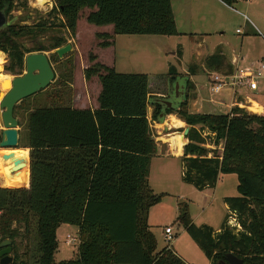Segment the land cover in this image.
I'll list each match as a JSON object with an SVG mask.
<instances>
[{"label":"trees","instance_id":"16d2710c","mask_svg":"<svg viewBox=\"0 0 264 264\" xmlns=\"http://www.w3.org/2000/svg\"><path fill=\"white\" fill-rule=\"evenodd\" d=\"M219 1L227 7L238 2ZM14 8L15 0H0L5 18ZM82 8L92 10L86 18L89 24L110 25L113 35H178L171 0H55L59 25L40 21L32 27L39 31L33 32L31 27L10 24L0 32V51L7 56L4 71L20 76L27 54L47 50L36 42L26 48L18 39L33 41L31 37L46 29L60 28L75 35ZM98 37L111 38L108 34ZM64 45L63 39L52 38L48 50ZM205 63L208 69L232 70L221 51ZM93 76L101 85L97 109L53 103L28 113L21 148L28 151L29 185L28 174H24L16 178L23 189L0 188V238L12 245L17 239L24 243V253L11 264H186L172 249L157 250L146 223L148 210L162 198L148 184L156 144L147 110L152 108L151 120L159 121L163 106L150 95L146 74L117 73L112 67L95 64L84 70L86 80ZM178 78L175 67L169 66L168 82L173 84ZM190 86L188 80L187 90ZM171 114L189 126L188 143L180 158L183 180L199 190L213 188L219 175L234 174L238 181V195L224 198V203L238 217L241 234L235 236L223 228L213 236L212 228L192 223L187 206L181 203L179 219L188 236L211 264H219L226 253L244 264H264V116L238 107L227 114H194L187 108V98L177 109H165L164 115ZM204 130L214 146L221 145L220 154L202 147L199 133ZM25 154L13 151L12 156H18L6 165L26 158ZM61 225L77 228V258L55 263L56 231Z\"/></svg>","mask_w":264,"mask_h":264},{"label":"rangeland","instance_id":"374dc122","mask_svg":"<svg viewBox=\"0 0 264 264\" xmlns=\"http://www.w3.org/2000/svg\"><path fill=\"white\" fill-rule=\"evenodd\" d=\"M249 2V6H246L245 1L237 2L232 7L237 12H233L217 0H194L195 5L193 6L191 3L190 6L192 15L189 16L182 12L181 0H173L178 35L171 37L113 35L111 26L89 24L86 18L92 10L82 8L79 11L75 35L73 36L66 29L60 28L46 29L43 33L31 37L33 41L26 38L18 39L17 41L26 48H32L36 42L47 49L45 53L48 58H51L55 79L48 88L17 105L14 117L18 120L19 141L17 148L9 149V153L22 150L26 151L27 155H25L28 156V151L21 147L26 139V122L29 111L34 108L51 107L53 103L68 107L69 97L74 93L84 91L85 80L83 79L86 68L95 64L111 66V50H102L104 48L99 45L103 42L110 43L112 41L114 43V70L117 73L141 72L150 75L152 80L151 93L161 95L156 99L166 100L168 95L173 92L172 84L167 80L168 69L171 65L180 73V76L194 75L192 82L195 85L192 83L188 90L190 100H192L195 89H197L199 101H204L206 98L210 99L207 89L209 74L214 72L228 74V71L225 68L220 70L208 69L205 63L206 57L221 51L229 60L233 57L238 58V68L240 69L254 68L260 62H264V0H256V2L249 0ZM15 6L16 8L6 17V21L10 24H18L26 28L31 27L30 30L33 32L39 31L38 28L32 27L40 21L46 20L48 26L60 24L61 17L57 12H54L55 0H44L41 5H38L36 0H15ZM179 7L182 11L179 10ZM245 7L248 8L245 10ZM239 12L246 15L249 21L257 26L258 33L253 30L251 24L247 23L244 16ZM103 34H108L111 38L98 37ZM52 38H61L66 44H70L71 52L64 55L62 59L54 58L52 56L54 51L48 50L52 45ZM179 52L182 53L181 58L178 57ZM1 53L3 57L0 62V75L2 76L0 91L3 93L5 89H2V82L10 80L13 75L4 71L7 56L3 52ZM91 56L95 58L93 61H90ZM241 58L243 59L241 60ZM234 71L233 68L231 72L234 73ZM90 79L92 81L89 87V96L92 98L96 93L97 76ZM256 82L258 91L255 95L251 94L250 97L264 105V78H258ZM226 94L227 92H224V95ZM199 106L196 105L195 108L201 109ZM249 107L250 105H245V107L240 106L238 108L249 114H258L252 112ZM213 110H209L208 113L223 114L227 112V108L224 107ZM171 116L175 117L174 114L164 115L159 121L160 124L157 121H155L156 125L151 122V125L154 126L151 135L154 136L155 141H159L158 138L161 135L179 134L183 138L184 129L189 128V126L185 124L181 129L169 128L167 125L171 124ZM0 128H2L1 122ZM199 135L204 142L203 148L216 150V153L220 154L221 145L214 146L213 139L205 135L204 132L199 133ZM183 139L186 143V138ZM211 156L212 154L209 157ZM8 161V158L4 159V161H0V165H6ZM1 169L4 170V167L0 168V177L2 178L3 171ZM148 184L155 196L162 195L160 201L152 205L146 215V223L157 241L158 251L168 249V243L165 242L163 234L164 229L170 227L173 240L169 249H172L179 259L186 264H211L205 253L188 236L183 222L179 219V205L181 203L187 206L192 223L197 227L207 225L212 228L213 236L219 234L223 228L235 236L241 234V227H237L239 225L238 217L228 207V211H226L224 203V198L238 195L236 175H219L213 188L199 190L183 180L181 159L153 156L150 163ZM21 186L22 182L19 183V187L4 188L19 189ZM216 230L218 231L216 232ZM67 235L75 240L78 239L75 227L61 226L57 235L58 249L54 256L55 263L76 259L79 243L75 241L73 245H67L65 243ZM2 241L0 238V244ZM20 242V239H17L13 245L11 244L10 256L12 259L16 256L20 257L24 253V243L23 241Z\"/></svg>","mask_w":264,"mask_h":264},{"label":"water","instance_id":"95a60500","mask_svg":"<svg viewBox=\"0 0 264 264\" xmlns=\"http://www.w3.org/2000/svg\"><path fill=\"white\" fill-rule=\"evenodd\" d=\"M10 25L3 14L0 13V32ZM72 47L66 44L54 50V54L59 59L71 52ZM55 73L45 52H35L27 54L24 58V72L20 76H13L9 81L4 82L0 91V122L2 133L0 148L16 149L19 141L18 120L14 117L15 107L23 100L36 95L45 90L54 81ZM187 78L177 79L172 84L173 92L168 95L166 100L155 99V102L163 106L159 121H161L165 109H177L187 98ZM189 128L184 131L183 138L187 135ZM185 143L182 147V152ZM12 158V154L6 156ZM29 168V160H27ZM22 160H15L12 164L4 166V174L14 175L18 170L26 165ZM11 242L5 240L0 244V264H11L12 257ZM219 264H244L243 260L232 253H226L224 259Z\"/></svg>","mask_w":264,"mask_h":264},{"label":"crops","instance_id":"0c3cea01","mask_svg":"<svg viewBox=\"0 0 264 264\" xmlns=\"http://www.w3.org/2000/svg\"><path fill=\"white\" fill-rule=\"evenodd\" d=\"M217 1H219V0H217ZM240 1H245L246 6H249V3H250L249 0H238V2H240ZM253 1L256 2V0H253ZM181 3L183 4V11L181 10L182 4H181V7H179V10L182 11L185 15L191 16L192 15V10H190V6H191V3H192L193 6L195 5L194 0H181ZM171 8H172L175 24H176V27H177V20H176V17H175V11H174V7H173V0H171ZM246 8H248V7H245V10H246ZM228 9L233 11V12H237V10L233 9L232 7H230V8L228 7ZM239 14L244 16V19L246 20L247 23L249 22L251 24V26H252L254 31H256L257 33L259 32V29L257 28V26L255 24L251 23L249 21V18L246 17V15L242 14L241 12H239ZM112 30L113 29H112V26H111V31ZM102 50H111L112 64H111V66H108V67L114 68V63H115L114 62V50H115L114 49V43L110 47L104 48ZM98 57L100 59V56H98ZM225 58H226V62H228V64L232 67V70H233V68L234 69H238V61H239L238 58L233 57L230 60L227 57H225ZM242 59L243 58H241V60ZM124 74H146V73L134 72V73H124ZM177 74H179V79L187 78L191 83H193L192 82V78H193L194 75H189L188 74L189 76H187V75L186 76H180L179 72H177ZM146 75L148 76L149 89H151V83H152L151 82L152 81L151 77L148 74H146ZM209 77H210V74L208 76V79H209ZM83 80H85V82H84L85 83L84 91L83 92L80 91L78 93L72 94L69 97V102L70 103H67V106L70 107V108H74V109H92V110L97 109V107H98L97 99H98V96H99L100 91H101L100 82H99V80L97 78L96 79V84H95L96 88L94 86H92L93 88H95L96 93H95L94 97L91 98L89 96V92H90V88L89 87H90V83H91L92 79L86 80L85 77H84ZM257 91H258V85H257V90L256 91H251V90H249L248 88L245 87V88H241V89L236 90L235 94H233L231 91L225 90L224 92H227L226 95H224V92H222L221 95H219L215 99H212V98L207 99L206 98V100L204 99V101L203 100L199 101V95H198L197 89H195V90H193L192 100H190V98H188V95H187V108H188L190 113H194V114H214V113H211V112L208 113L209 110H213V109L216 110L217 108L224 107V108H227V112H224L223 114H227V113H229V111H230V109L232 107H235V106H238V107L244 106L245 107V105H250V106L254 105V106H256L258 108V112H257L258 114L257 115H263L264 116V105L258 103L257 101H255L253 98L250 97L251 94L255 95V93ZM187 94H188V90H187ZM150 95L153 96V97H160L161 96L160 94H155V93H150ZM237 98H240V100H237ZM196 105H200L199 107L201 109L195 108ZM151 113H152V108L149 107L148 110H147V118H148V120L150 122V129L152 130V127H154V126L151 125V122L154 125H156L157 123L160 124V122L158 120H157V123L155 121H151L150 120L151 119ZM173 121L175 123H181V125L178 126L176 129H181L182 126L185 125V123L183 121H181L180 119H178L176 117V115H175V117H172V116L170 117V122H173ZM196 128L198 129L200 127L197 126ZM165 131H166V128H165ZM184 131H185V129H184ZM202 132H204L205 135H208L206 130L200 131V133H202ZM175 135L181 137V141H182L181 146L183 144H185V141H184L185 139H183L182 136L179 135V134H172V135H168V136L167 135H161L158 138L159 141H155L154 136L152 135V137L154 139V142L156 144V153L153 156H158V157H162V158H169V157L173 158L174 157V158H179L180 159L182 157V155H183V152L179 150V153H177V151H178L177 148L173 147L171 142L169 141L170 139L174 138ZM186 143H188L187 139H186ZM181 146H180V149H181ZM209 156H210V154H209ZM24 159L28 160V156H26V158H24ZM4 166H6V165L2 164V165H0V168H2ZM2 171H3L2 172L3 176H2V178L0 177V187L1 186H4V187H19V184L16 182V178H18L19 176L24 175V174H25V176L28 174V185H29V168H25V170H22L20 173L14 174V175L9 176V177L5 176L4 170H2ZM28 185L26 187H24V188H27ZM4 187H1V188H4ZM19 189H23V188H19ZM225 209H226V211H228L227 210V206H225ZM61 226L56 231V240H57L58 231L61 229ZM76 231H77V228H76ZM217 231L218 230H216V232ZM76 258H77V256H76ZM72 260H74V259H72Z\"/></svg>","mask_w":264,"mask_h":264},{"label":"built area","instance_id":"2783aa9c","mask_svg":"<svg viewBox=\"0 0 264 264\" xmlns=\"http://www.w3.org/2000/svg\"><path fill=\"white\" fill-rule=\"evenodd\" d=\"M264 78V62H260L254 68H246V69H235L234 73H211L208 79V93L210 98L218 97L225 90L231 91L235 94L236 90L241 88H248L251 91L257 90V79ZM240 228L239 225H237ZM164 239L165 242L168 243V248L171 247V242L173 240L172 230L170 227H166L164 229ZM78 239L75 240L72 237H66L65 243L67 245H73Z\"/></svg>","mask_w":264,"mask_h":264},{"label":"bare ground","instance_id":"6f19581e","mask_svg":"<svg viewBox=\"0 0 264 264\" xmlns=\"http://www.w3.org/2000/svg\"><path fill=\"white\" fill-rule=\"evenodd\" d=\"M36 2H37V4L38 5H41V4H43V2H44V0H36ZM2 53L0 52V62L2 61ZM1 81H2V76L0 75V83H1ZM6 81H9V79L8 80H5V81H3L2 82V84H1V86L4 84V82H6ZM3 89V88H2ZM249 109L252 111V112H254V113H257L258 112V108L256 107V106H254V105H252V106H250L249 107ZM167 125V124H166ZM181 125V123H175L174 121L173 122H171V124H168L167 126H169V128L171 127V128H177L178 126H180ZM170 142H171V144H172V146L173 147H175V148H177V153H179V150L180 151H182V147H183V145L181 146V144H182V141H181V137L180 136H176L175 135V137L174 138H172V139H170L169 140ZM180 146H181V149H180ZM16 160H22L25 164L27 163V159H24V158H18V159H16ZM15 161V160H14ZM13 161V162H14ZM12 162V163H13ZM11 163V164H12ZM24 168H28V166H27V164L25 165V166H23L20 170H18L16 173H19L22 169H24ZM15 173V174H16ZM5 176H12V175H10V174H5Z\"/></svg>","mask_w":264,"mask_h":264},{"label":"flooded vegetation","instance_id":"af4514ba","mask_svg":"<svg viewBox=\"0 0 264 264\" xmlns=\"http://www.w3.org/2000/svg\"><path fill=\"white\" fill-rule=\"evenodd\" d=\"M3 128H0V140H1V133H2ZM9 153V149H4V148H0V161H4V159H7L6 156H8ZM17 155L12 156L16 157ZM11 159V158H10Z\"/></svg>","mask_w":264,"mask_h":264}]
</instances>
